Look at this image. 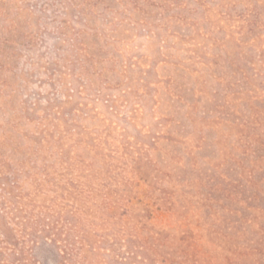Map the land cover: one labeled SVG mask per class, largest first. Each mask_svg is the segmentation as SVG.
<instances>
[{"label": "rangeland", "instance_id": "374dc122", "mask_svg": "<svg viewBox=\"0 0 264 264\" xmlns=\"http://www.w3.org/2000/svg\"><path fill=\"white\" fill-rule=\"evenodd\" d=\"M0 12V157L25 259L36 239L41 264H264V0Z\"/></svg>", "mask_w": 264, "mask_h": 264}, {"label": "trees", "instance_id": "16d2710c", "mask_svg": "<svg viewBox=\"0 0 264 264\" xmlns=\"http://www.w3.org/2000/svg\"><path fill=\"white\" fill-rule=\"evenodd\" d=\"M2 1V0H0ZM4 1V0H3ZM7 9V8H6ZM1 13V12H0ZM61 154H64L62 152ZM64 156V155H63ZM70 160H64L61 162L65 171L64 174L60 175V178L68 175V170L70 169ZM10 161L4 156L0 157V264H28V262H33V260L41 264L43 262L49 263V258H44L39 260L37 253H43L46 250L47 244H40L36 239H32V246H28L32 252V257L25 259L24 257V247L19 248V239L15 238L14 228L17 215L20 213L24 214L27 211L26 203L22 200L23 195L20 191H17L19 185L17 184V176L13 174L10 178L8 173L10 172ZM48 178V175L45 176ZM68 178V177H65ZM21 202L23 203L21 205ZM36 249V254L33 251ZM18 250H20L18 252ZM20 253L19 257L14 258L15 261H11L13 254Z\"/></svg>", "mask_w": 264, "mask_h": 264}]
</instances>
